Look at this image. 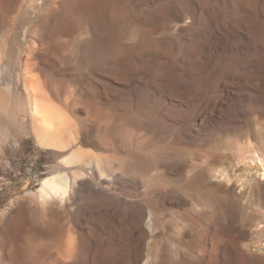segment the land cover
Segmentation results:
<instances>
[{"label": "rangeland", "instance_id": "374dc122", "mask_svg": "<svg viewBox=\"0 0 264 264\" xmlns=\"http://www.w3.org/2000/svg\"><path fill=\"white\" fill-rule=\"evenodd\" d=\"M59 1L56 23L52 20L51 24L63 32L67 46L52 45L38 54V68L43 71H37L45 82H53L59 92L56 98L65 108L61 99L67 94L81 95L82 101L92 105L95 116L87 113L82 104L75 105L74 110L66 108L89 130V135L85 133L80 138L81 145L102 151L92 140L101 134L110 140L117 138L116 128L108 125L114 120L123 123L133 136L139 131L136 129H141L136 136L145 141L146 147L163 146L161 149L166 151L183 153L176 164L163 159H156L150 167L145 163L144 174L128 175L91 197L89 192L98 189L93 180L86 193L88 203L81 205V210L65 209L47 215L61 230L60 235L76 232L78 253L72 264H126L125 260L134 255L142 264L148 252L153 264H194L193 256L203 249L205 253L211 250L207 253L210 255L206 254L207 261L210 257L209 261H216L220 256L219 264H264V256H247L217 235L214 224L227 220L215 213V203L207 189L197 190L188 181L194 174V161L188 158L191 154L202 151L212 159V155L227 152L228 141L245 133L253 147L249 155L264 150V139L256 138V129L264 120V0H93L95 39L91 47L82 27L86 2ZM10 5L3 7L7 13L3 9L0 14V41L5 39L12 57L11 71L0 69V85H11V106L0 110V219L22 213L21 217H30L34 223L29 193L36 191L40 179L53 169L56 157L35 146L25 127L27 115L16 105L17 100L19 104L23 101L16 88V67L31 38L29 33L23 36L29 21L27 0H13ZM146 41H154L156 48ZM5 61L6 56L1 63L8 62ZM96 121L102 125H96ZM116 148V161L126 164L138 160L132 149ZM235 165L233 169L242 167L241 163ZM234 185L238 187L233 192L237 195H233L236 205L248 198L264 205V189L248 192L245 200L241 177ZM126 199L130 203L126 204ZM18 206L22 208L17 212ZM149 214L155 227L148 225ZM241 218L233 217L234 223L230 224L241 226L244 217L240 223ZM258 226L264 228V220ZM241 236L240 241L253 237ZM39 244L41 248L36 245L37 249L28 246V254L40 252L38 258L34 257L39 264H56L50 262L51 245ZM57 264L71 263L65 259Z\"/></svg>", "mask_w": 264, "mask_h": 264}, {"label": "bare ground", "instance_id": "6f19581e", "mask_svg": "<svg viewBox=\"0 0 264 264\" xmlns=\"http://www.w3.org/2000/svg\"><path fill=\"white\" fill-rule=\"evenodd\" d=\"M12 1L13 0H0V14H2L1 12H4L3 7L5 6L8 7V5H10ZM57 1L56 0H27L26 10L29 13V16H28L29 21H28V26L23 28V31H24L23 36L29 33L28 35L30 36L31 40L27 43L28 47L24 49L23 55L19 57V61L16 67L19 70V71L16 70L18 71V74H16V78H17L16 88L17 90H19V93L23 98V101H21L20 104H19V101L17 100L16 105L20 106L27 115V126L25 127H27L28 132L31 135L35 143V146L38 147L39 150L41 149L44 151L51 152L52 155L54 154L53 157H56V160L54 159L56 163L54 166H52L53 169L47 175L43 176L40 179L39 187L37 188V190L29 193V195H31L32 197L31 201L33 204L30 205L32 206L30 208L32 209V212L35 214V216L33 217L35 219L34 220L35 222L32 223L33 221L32 222L30 221V217H21V215H23L22 213L21 215L16 213L18 215L16 216L14 215V217H3L2 219H0V222H1L0 223V264H39L35 260L36 258L34 257L38 255V253L40 252L38 253L35 252L36 254L33 252L32 253L33 257H32L28 254L29 252L27 250L28 246L32 247L34 245V248H36V245H39L38 247H40L39 242L41 244L47 243L51 245L49 247L51 250L49 251L51 252L49 253L51 257L50 262L52 261V263L57 264V263L63 262L66 259L69 261V263L71 264L74 263L75 261H77L76 253H78L77 252L78 249L76 248V245L78 244V240L76 239L78 237L76 238L74 235V233L76 232L71 231L72 233L67 234V235L64 233L63 235L67 237L60 235L61 230H59V227H57L54 224L55 221L53 223L52 222L53 220L51 221L50 217H48L47 215L51 214L54 211L59 212L65 209L73 211L74 209L78 208L76 210L78 211L81 210L79 209V207H81V205L88 203L86 201L88 199L86 193H87V190L89 189L88 187L91 186L93 182H95V186L98 189H95L94 191H92L93 193L89 192V196L91 197H94L97 191L102 190V188L104 189L105 187L107 188L113 187L114 185L120 183L128 175L136 177V176L144 174L145 169L143 167L146 164L149 165L150 167L151 164L156 159H157L156 161H158L159 159H163L164 161L166 160L174 164L178 159H181L182 157L181 154H183V153L181 154L177 153L176 152L177 150L175 152H171L172 150L166 151L164 149H161L163 146L161 148H156V149L151 148L150 146H148L149 147L148 148L145 146V141L140 140V137L136 136L138 135V132L141 133L140 131L141 129H136L139 131H137V134L133 136L131 131H129L123 125V123L122 124L121 122L116 123L114 120L113 121L115 123H112L113 121L111 122L110 120L111 123L110 124L108 123V125L112 124L110 127L116 128L117 138L114 139L113 137L114 140H110V139H107V136L104 137V136H101L103 135L101 134L100 136L96 135L99 137L98 139L92 140L93 144L95 143L102 151H95L96 149L92 150L88 147L81 145L80 138L83 137L82 135L87 133V131L89 132V130H86V128L84 127V124H85L84 122L82 124L81 121L75 120L74 117L71 116L72 111L68 112V109L70 108L71 110H74L75 105L78 106V104H82L83 107L85 108V111L90 114L92 112V109H91L92 105L90 106L87 102L82 101L81 95L77 94V95L70 96L69 94H67V96L69 95L71 97L70 99H68L67 96L65 97V99L63 97L61 99L63 103H65L66 108L69 107L68 109H66L63 106V104L58 102L56 98L59 92H58V89H57L58 93L56 92L54 88L55 86H53L54 84H52L53 82L51 83L49 81L51 84L47 81L45 82L43 80L45 79L44 76L38 74V71H37V68L39 66V63L37 61L38 59L37 57H39L38 54L41 55L43 52H45L44 50L47 51L46 48L49 46L50 47L52 45L57 46V45H60L61 43L64 44L65 42L64 38L66 37L63 36L64 35L63 32L59 31L60 28L58 29L56 27L57 25L56 26L53 25L54 23L51 24V21L57 17V13H58L57 9L59 8V3H57ZM81 1H84L83 3L86 2V6H87L83 12L82 27H83V32L85 33V36H86V40L88 41L87 43L89 47H91L90 44L95 39V25L93 23L94 20H93V16L91 13V3L93 0H81ZM63 3L64 2H62V4ZM7 7L5 8L7 9ZM6 11L7 10H5V13H7ZM30 14H33V15L31 16ZM32 17L35 18L34 21ZM64 20H65V17H64ZM32 22H35V23H32ZM44 25H46V27ZM2 26L0 28H2ZM67 29L68 28H66V30ZM103 42L104 41H101L100 44ZM146 42L148 45L153 46V47H155L156 45L154 41H146ZM138 45L140 46L141 44L138 43ZM5 56H6V61L8 62L1 63V60ZM11 62H12V57L8 54V47H7L5 39H3L0 41V69L7 68L8 71H11L10 70ZM38 69H41V67ZM41 70H39V72ZM41 76L43 77V79ZM10 86L11 85L9 82H6V84H4L3 86L0 85V110L2 111L8 110L9 107L11 106ZM63 94H64V91H63ZM61 95L62 93L60 94V96ZM124 119L125 118H122V121H124ZM99 124L101 123H99V121H96V125H99ZM22 127H24V125ZM93 132L95 131L93 130L91 133ZM89 134L87 133V135ZM256 138H260V140L264 139V120H263V123H261V127L256 129ZM249 140H250V136L247 135L246 133L245 135L235 137L233 140H230L226 143L227 152H223V153H220L214 156L212 155L213 157L212 159L208 158L209 157V155H207L208 153H204L206 155H203L202 151L199 152L200 154L199 153L198 154L195 153L194 155L191 154L193 157L189 155L188 157L190 158L189 160L194 161L192 163V171L194 172V174L192 175V177H190L191 180H188V181H189V186H193V188H197V190L199 188H205L204 190L207 189V193L209 192V195L212 197L210 199L215 203L214 205L215 213L218 212L219 217H222L225 220H227V222L219 221L217 224H214L216 225V228H217V232H216L217 235L219 234L221 237H223V239L225 237L229 242L232 243V246L240 249V251L243 252V254L247 256H256L257 258V256H264V244H262L264 243V228L262 226H261L262 228L258 226L260 222L264 220V210H262L264 208H261L264 205L256 200L250 201L248 200L250 198L247 199L246 197H247L248 192L252 193L253 191H257L258 188L264 189V181H261V179H264V150L263 152L256 151L254 152V154L251 153L252 155H249L248 153L250 151L251 152L253 151L252 149L253 147H251L252 145L250 142L251 140L250 141ZM116 146L118 148L126 147L128 148V150L132 149V151H134L135 154L137 155L138 160L131 159L132 161H128L126 164L120 162V160L119 162L116 161L118 160V156L116 154H119V152L114 153L117 150ZM113 147L116 148L115 151H113L114 149ZM108 149H111L112 152H110L111 150L109 151L110 153L108 151L106 152V150ZM237 163H241L242 167L240 166L239 168L233 169L235 168L236 166L235 164ZM143 164L145 165L143 166ZM216 177L219 178L220 181H213L211 179V178L217 179ZM237 177H241V186L243 188V191L241 192L243 194L242 199L243 198L247 199L246 202L244 201L245 203H242V201H240L242 205L240 202H239L240 204L236 205L235 196L237 195L233 194V192L235 193L236 190L238 189V187L234 185V182H236ZM141 183L144 184L145 181L142 180ZM193 188L192 190H194ZM125 201H126V204L130 203L128 199H126ZM129 206L130 204L128 205V207ZM83 207L85 206H82V209ZM21 208L22 206L19 207L16 211L18 212L19 209ZM24 212L25 211H23V213ZM137 215L140 217L142 216V213H139ZM24 216H25V213H24ZM238 216L242 217L240 219V223L244 217V220L242 221L243 224L241 226L237 225V227H234L230 223L232 222L233 217H238ZM148 225L149 227L153 225V219L150 214H149ZM209 226H207V228ZM152 227H155V226H152ZM253 227L255 230H252ZM214 229H215V226H214ZM149 230L151 231V229ZM69 231L70 230H68V232ZM209 232L210 231H208V233ZM214 233L215 232H213V234ZM245 234L248 235L247 238H249V235L251 236L253 235V237L249 238L248 240H243V241L238 240L239 236L241 239L242 238L241 235L245 236ZM217 235L215 237L220 238V236H217ZM77 236H78V233H77ZM206 236L208 237V235ZM223 239L221 241H223ZM81 245L83 244L81 243ZM209 251L211 252V250ZM201 252L193 256L195 258L194 264H216L218 259L221 261V258H219L220 257L219 256L218 259L216 261L214 259L213 262L209 261V260H212L211 257L210 259L208 258L209 259L208 260L209 262H208L207 255H210V254H207L208 252L205 253L204 251L203 253ZM145 254L147 255L144 261L142 262V264H153L151 260V255L149 254V252ZM135 256L136 255L128 257L127 255L128 259L125 260L126 264H139L140 260H138V258ZM174 256H175V253H174ZM232 257L234 258V256ZM141 259H143V257ZM155 259L156 258H154V260ZM219 260H218V264H219ZM42 262H45V261H42ZM47 262L49 263V261Z\"/></svg>", "mask_w": 264, "mask_h": 264}]
</instances>
